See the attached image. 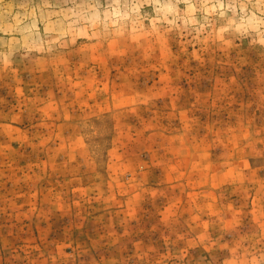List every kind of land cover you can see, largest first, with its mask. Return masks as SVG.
Masks as SVG:
<instances>
[{
  "label": "rangeland",
  "instance_id": "rangeland-1",
  "mask_svg": "<svg viewBox=\"0 0 264 264\" xmlns=\"http://www.w3.org/2000/svg\"><path fill=\"white\" fill-rule=\"evenodd\" d=\"M0 264H264V0H0Z\"/></svg>",
  "mask_w": 264,
  "mask_h": 264
}]
</instances>
